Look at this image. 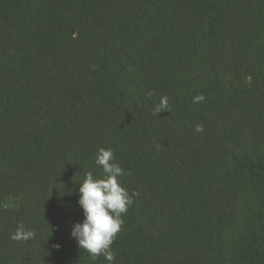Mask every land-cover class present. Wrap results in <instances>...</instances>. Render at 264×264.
Listing matches in <instances>:
<instances>
[{
  "label": "trees",
  "instance_id": "obj_1",
  "mask_svg": "<svg viewBox=\"0 0 264 264\" xmlns=\"http://www.w3.org/2000/svg\"><path fill=\"white\" fill-rule=\"evenodd\" d=\"M100 148L114 264H264V0H0V264H108L70 238Z\"/></svg>",
  "mask_w": 264,
  "mask_h": 264
},
{
  "label": "clouds",
  "instance_id": "obj_2",
  "mask_svg": "<svg viewBox=\"0 0 264 264\" xmlns=\"http://www.w3.org/2000/svg\"><path fill=\"white\" fill-rule=\"evenodd\" d=\"M151 93L148 94L150 98ZM205 97L198 95L193 103L203 102ZM168 108V98L161 97L154 107L155 115ZM197 133L203 132V125L197 124L194 129ZM94 163L102 170V178H94L92 172H87L82 183H78L77 205L82 210L83 220L71 225L70 238L77 244L80 252H85L95 260L103 256L108 264H114L115 254L111 245L123 225L122 216L133 203V197L121 186L119 178L125 175L124 169L114 162L112 149L100 148L97 150ZM35 232L18 224L10 239L14 241H29ZM59 249L60 245H53Z\"/></svg>",
  "mask_w": 264,
  "mask_h": 264
}]
</instances>
